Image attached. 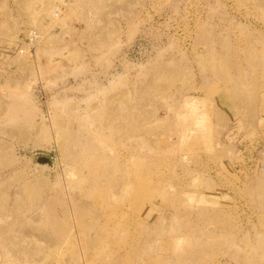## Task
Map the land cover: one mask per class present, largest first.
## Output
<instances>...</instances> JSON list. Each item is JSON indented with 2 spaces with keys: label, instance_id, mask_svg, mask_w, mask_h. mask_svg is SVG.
Listing matches in <instances>:
<instances>
[{
  "label": "rangeland",
  "instance_id": "374dc122",
  "mask_svg": "<svg viewBox=\"0 0 264 264\" xmlns=\"http://www.w3.org/2000/svg\"><path fill=\"white\" fill-rule=\"evenodd\" d=\"M29 30L0 264H264V0H0V46Z\"/></svg>",
  "mask_w": 264,
  "mask_h": 264
},
{
  "label": "built area",
  "instance_id": "2783aa9c",
  "mask_svg": "<svg viewBox=\"0 0 264 264\" xmlns=\"http://www.w3.org/2000/svg\"><path fill=\"white\" fill-rule=\"evenodd\" d=\"M40 40L39 32L36 30L27 31L23 37L11 45L0 46L1 53L14 52L20 55H33Z\"/></svg>",
  "mask_w": 264,
  "mask_h": 264
}]
</instances>
